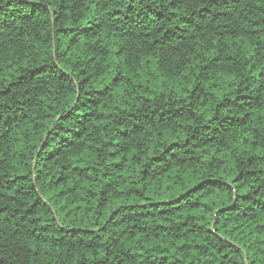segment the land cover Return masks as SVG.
<instances>
[{
  "label": "trees",
  "instance_id": "obj_1",
  "mask_svg": "<svg viewBox=\"0 0 264 264\" xmlns=\"http://www.w3.org/2000/svg\"><path fill=\"white\" fill-rule=\"evenodd\" d=\"M0 264H264V0H0Z\"/></svg>",
  "mask_w": 264,
  "mask_h": 264
}]
</instances>
